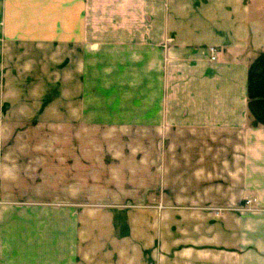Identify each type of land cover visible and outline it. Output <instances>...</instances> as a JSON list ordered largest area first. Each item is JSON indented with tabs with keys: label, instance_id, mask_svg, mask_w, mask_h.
Here are the masks:
<instances>
[{
	"label": "crops",
	"instance_id": "0c3cea01",
	"mask_svg": "<svg viewBox=\"0 0 264 264\" xmlns=\"http://www.w3.org/2000/svg\"><path fill=\"white\" fill-rule=\"evenodd\" d=\"M52 53L58 77L82 81L74 100L102 67L110 131L153 136L135 161L158 192L151 218L109 210L91 225L119 239L114 262L264 264V0H0V150L49 100L12 69ZM81 227L74 206L0 203V264H80Z\"/></svg>",
	"mask_w": 264,
	"mask_h": 264
},
{
	"label": "rangeland",
	"instance_id": "374dc122",
	"mask_svg": "<svg viewBox=\"0 0 264 264\" xmlns=\"http://www.w3.org/2000/svg\"><path fill=\"white\" fill-rule=\"evenodd\" d=\"M33 64V69L22 63L12 70L17 76L19 72L30 70L31 91L47 92L49 100L40 114L25 117V124L22 121L14 126L15 131L6 127L1 135V189L4 195L0 196V203L14 200L17 203L74 206L80 211L81 222L89 223L91 227L90 230L81 227V237L91 238L80 245V264H121L123 262H114L117 256H122L121 243L116 241L119 239L113 235L111 239H104L100 235L103 230L94 228L92 232L91 225L97 220H105V212L109 210H141L137 216L146 220L151 218L142 210L159 206L158 192L147 190L141 175L135 174V161L142 151H151L137 149L138 142L152 141L153 136L110 131L113 127L103 125L102 67L96 70L97 84L93 94L74 100L72 97L77 98L78 92L82 91V81L73 80L70 68L63 71V77L61 70L62 78L58 77L54 53L49 54L46 65ZM59 79L63 84L61 88L56 83ZM92 86L90 84L89 88H94ZM59 89L64 99L51 100ZM85 106L94 109L91 117L85 116V111L80 109ZM14 118L17 117L5 119L11 121ZM155 215L163 214L155 212ZM137 216L135 213L133 219ZM162 226L166 228L165 223ZM112 243L116 244L118 252ZM104 247L110 248L111 252L104 251Z\"/></svg>",
	"mask_w": 264,
	"mask_h": 264
},
{
	"label": "built area",
	"instance_id": "2783aa9c",
	"mask_svg": "<svg viewBox=\"0 0 264 264\" xmlns=\"http://www.w3.org/2000/svg\"><path fill=\"white\" fill-rule=\"evenodd\" d=\"M210 57L209 60L213 61L216 58V49L214 47L209 48ZM247 203H249V200H247Z\"/></svg>",
	"mask_w": 264,
	"mask_h": 264
}]
</instances>
